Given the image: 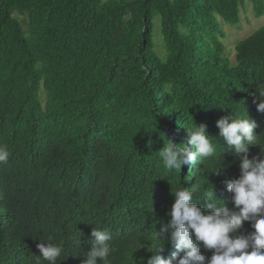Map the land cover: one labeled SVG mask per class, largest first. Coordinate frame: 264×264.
I'll return each instance as SVG.
<instances>
[{
  "label": "trees",
  "instance_id": "trees-1",
  "mask_svg": "<svg viewBox=\"0 0 264 264\" xmlns=\"http://www.w3.org/2000/svg\"><path fill=\"white\" fill-rule=\"evenodd\" d=\"M252 1L263 17L264 0ZM244 5L0 0V145L11 153L0 164V264H48L37 245L49 237L65 249L58 264H82L95 226L112 236L110 264H146L156 231L170 221L172 190L198 178L205 181L198 207L214 187L216 199L238 211L226 181L239 178L240 158L225 149L216 122L248 115L264 147L257 110L264 27L238 43L233 64L220 23L240 25ZM156 19L166 58L155 50ZM194 123L207 126L217 155L168 172L158 152L168 140L193 150L187 126ZM248 155L264 159L259 145ZM253 231L246 221L238 235ZM174 252L167 243L162 255ZM201 252L207 264L213 251Z\"/></svg>",
  "mask_w": 264,
  "mask_h": 264
},
{
  "label": "clouds",
  "instance_id": "clouds-1",
  "mask_svg": "<svg viewBox=\"0 0 264 264\" xmlns=\"http://www.w3.org/2000/svg\"><path fill=\"white\" fill-rule=\"evenodd\" d=\"M257 91V110L264 113V87ZM216 124L219 135L227 143L225 149L234 151L240 158L239 178L226 181L227 190L232 193V203L238 211L230 210L217 200L214 187L204 193L205 207H198L197 201L201 198H196L195 194L205 184L201 178L191 188L182 186L174 192L172 190L175 202L169 213L170 221L156 231L155 243L150 251L152 255L146 264H205L206 256L201 252L202 247L213 251L207 264H264V159L259 156L250 159L248 155L250 147L254 145H259L261 155H264V147L258 139L260 135L255 132L256 122L248 115L244 118L228 115ZM206 129L204 124L187 126L188 144L193 150L178 147L168 140L158 152L168 172L181 173L183 165L204 163L217 155V146L213 142L215 138L210 137ZM10 155L8 148L0 145V164L11 161ZM29 155L41 158L39 152ZM221 170L222 167L212 172L220 174ZM14 203L24 207L18 199ZM246 221L252 223L254 231L248 235H238ZM50 240L51 237L47 240V246L44 243L37 245L42 254L39 257L48 264H58L65 249L63 245L51 243ZM111 240L107 229L95 226L89 241L92 249L82 264H110V257L116 251ZM161 241L166 243L161 246ZM76 243L80 246L81 239ZM167 243L177 249L169 259L162 255ZM180 252L184 253L182 257Z\"/></svg>",
  "mask_w": 264,
  "mask_h": 264
},
{
  "label": "rangeland",
  "instance_id": "rangeland-1",
  "mask_svg": "<svg viewBox=\"0 0 264 264\" xmlns=\"http://www.w3.org/2000/svg\"><path fill=\"white\" fill-rule=\"evenodd\" d=\"M220 23L226 34L224 40L227 54L229 59L234 64L236 62V46L241 41H244L260 28L264 27V16L261 18L256 17L254 10V4L252 0H245V5L241 9V23L238 26H232L226 24L222 19ZM154 41H155V50L162 58H166V47L163 42V37L160 34V20L156 19L155 21V30H154ZM43 102L46 100L45 92L43 91Z\"/></svg>",
  "mask_w": 264,
  "mask_h": 264
}]
</instances>
